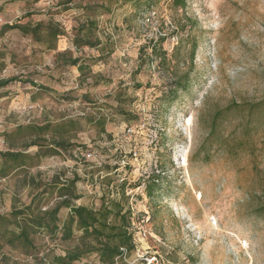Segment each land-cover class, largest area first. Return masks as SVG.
Listing matches in <instances>:
<instances>
[{"label":"rangeland","instance_id":"1","mask_svg":"<svg viewBox=\"0 0 264 264\" xmlns=\"http://www.w3.org/2000/svg\"><path fill=\"white\" fill-rule=\"evenodd\" d=\"M139 1L111 0L95 16L85 8L99 0H0V82L12 79L0 89V153L29 157L4 171L0 159V230L36 196L52 209L56 178L76 177L75 205L93 209L107 194L121 198L124 181L136 245L124 264H264V110H250L264 102V0ZM88 16L100 44L76 48ZM49 24L64 33L54 49L43 34L38 42L6 28ZM176 80L185 91L163 98ZM69 121L77 126L58 155L4 137ZM89 151L88 161L79 156ZM60 237L37 233L36 254L5 246L0 264H49L73 245Z\"/></svg>","mask_w":264,"mask_h":264},{"label":"trees","instance_id":"2","mask_svg":"<svg viewBox=\"0 0 264 264\" xmlns=\"http://www.w3.org/2000/svg\"><path fill=\"white\" fill-rule=\"evenodd\" d=\"M74 1V0H73ZM100 5L95 3L91 6L88 4L85 8L89 12H93L96 16L98 10L106 11L108 4L111 0H99ZM148 0H145V3ZM139 0H124L123 3L137 4ZM174 9H183L185 0H172ZM97 6V7H96ZM107 12V11H106ZM83 31L73 39V43L76 48L97 47L100 44L98 41H93L92 26L96 25V19L88 16L86 22H84ZM10 30L18 29L22 34L26 36H33L36 41L42 42L41 35H44V44L49 49H54L55 41L58 37L64 35L53 27V25H37L35 27H27L15 25L12 27H6ZM194 48L192 49V54ZM79 59L71 60L70 64L77 69L82 70V65H79ZM12 80V79H11ZM11 80L0 82V89L6 86ZM169 91L163 96V98H170L173 100L177 94L185 91V86L182 85L181 80H176L169 85ZM139 88V87H138ZM263 111L264 102L259 105H254L250 110ZM124 115V114H122ZM220 113H216L212 122L210 135L216 136V123L220 117ZM131 120V119H130ZM136 120L135 118L132 119ZM76 121H69L59 128H53L49 125H27L18 126L15 131L4 134L7 141L12 139H22L25 144L21 148H29L36 146L38 148L35 156L41 154L42 148L46 151L42 156L58 155L57 150H65L69 144L65 140V136L69 131L76 128ZM102 127L104 123L99 122ZM67 126V127H66ZM55 133L52 140H47L49 134ZM43 142V143H42ZM47 143L45 147H43ZM93 156L90 151L86 154L83 152L79 153L86 160V156ZM0 159L5 160L2 171L8 170L9 168L19 169L20 166L24 165L29 157L19 151H5L0 153ZM78 160V156L76 157ZM127 169V168H125ZM76 177L72 180H63L56 178L49 187H52V191L55 192L59 200L52 209L42 210L40 201L41 197L36 196L28 206L21 208L20 210H14L11 212V225L14 224L12 230L8 227L0 230V251L6 246L11 248L24 250L26 254L35 253L36 245L34 244V236L37 233L45 232L51 236H55L58 233L61 234L60 241L73 245L66 250L63 256H54L53 260L49 264H74L82 261L84 258L94 255L99 264H124L126 258L129 257L130 253L135 250L134 232L132 231L133 213L130 210L128 204L124 202V181L121 184L116 185V190L119 188L121 198H115L107 194L101 199V203L98 209L88 208L86 206H77L75 201L79 200L80 197L76 193ZM150 181L146 186V194L152 195L156 190V184L159 181V176L149 177ZM114 180L110 178L105 179L106 189L112 188ZM61 210L68 211V216L65 220L59 218ZM260 212H264V207L260 209ZM5 219L0 216V229L4 226ZM80 232V236H76L75 233Z\"/></svg>","mask_w":264,"mask_h":264},{"label":"built area","instance_id":"3","mask_svg":"<svg viewBox=\"0 0 264 264\" xmlns=\"http://www.w3.org/2000/svg\"><path fill=\"white\" fill-rule=\"evenodd\" d=\"M87 158H91L92 156L91 155H87L86 156ZM142 237H145V234L141 235Z\"/></svg>","mask_w":264,"mask_h":264}]
</instances>
